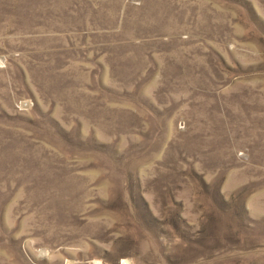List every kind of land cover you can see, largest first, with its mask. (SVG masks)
<instances>
[{
  "label": "rangeland",
  "instance_id": "1",
  "mask_svg": "<svg viewBox=\"0 0 264 264\" xmlns=\"http://www.w3.org/2000/svg\"><path fill=\"white\" fill-rule=\"evenodd\" d=\"M0 264H264V0H0Z\"/></svg>",
  "mask_w": 264,
  "mask_h": 264
}]
</instances>
